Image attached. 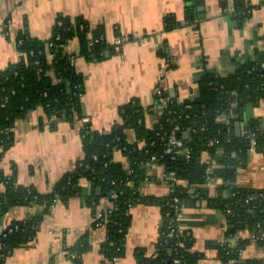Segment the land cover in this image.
I'll list each match as a JSON object with an SVG mask.
<instances>
[{"label":"crops","instance_id":"obj_1","mask_svg":"<svg viewBox=\"0 0 264 264\" xmlns=\"http://www.w3.org/2000/svg\"><path fill=\"white\" fill-rule=\"evenodd\" d=\"M244 4L252 7L247 15L241 14ZM190 12L201 19L190 21ZM62 17H82L92 27H100L107 43L101 59L79 55L77 37L67 47L84 76L85 117L100 131L121 123L120 108L132 102L146 109V123L153 127L160 114L154 106L158 88L181 103L194 101L205 74L229 76L254 61L257 53L264 55V0H0V70L25 59L19 48L20 35L48 40ZM233 108L223 113L220 121L236 135L245 134L256 120L264 125V98L241 114ZM44 114L39 106L16 121L15 142L0 163L19 186L40 193L52 191L84 156L83 119L75 124L59 119L52 127L41 125ZM126 133L131 143L143 145L135 129ZM257 153L251 152L254 156L246 168L251 170L238 172L237 185L264 188V158ZM114 159L130 166L120 150L114 152ZM148 168L149 177L140 185L141 192L169 196L165 166L154 163ZM80 185L81 194L60 200L45 212L33 240L16 247L3 264H106L101 243L107 228L96 226L95 213L108 209L111 200L102 197L96 212L87 202L91 182L82 179ZM219 185V179L209 181V197L220 196ZM42 210L43 206L34 202L0 211V236L14 221L33 218ZM176 216L178 227L194 238L193 251L201 255L197 264H230L220 253L222 248L235 245L234 233L221 206L189 197ZM164 223L160 205L133 206L125 252L115 264H143L139 250L147 257L156 256ZM250 232L240 231L246 238ZM263 252L261 242H250L243 248V261L259 259Z\"/></svg>","mask_w":264,"mask_h":264},{"label":"trees","instance_id":"obj_2","mask_svg":"<svg viewBox=\"0 0 264 264\" xmlns=\"http://www.w3.org/2000/svg\"><path fill=\"white\" fill-rule=\"evenodd\" d=\"M240 8L243 15L252 10L251 5L246 4ZM195 17L190 12L187 19L194 21ZM74 37L80 41L79 55L89 59L105 57L108 48L100 27H92L82 17L60 18L48 40H38L27 34L18 37L25 59L0 70V163L15 142L16 121L39 106L45 110L41 125L47 123L55 127L59 119L75 124L85 117L82 103L84 76L71 63L72 53L67 50ZM263 62L264 55L257 53L254 61L246 62L235 74L219 77L205 74L199 82V100L181 103L176 97L167 100L166 93L156 94L154 106L160 114L153 127L147 125L146 109L138 102L122 106V122L109 130H95L89 122L81 123L84 156L48 193L19 186L15 176L5 174L0 167L1 212L34 202L43 206L39 215L14 221L5 229L0 236V264L16 247L33 240L43 214L56 199L66 201L81 194L82 179L92 184L87 202L96 212L102 197L110 198L113 204L114 209L107 214V237L101 243L106 264H115L114 258L124 255L131 210L138 203L160 205L165 220L158 254L147 257L142 250L137 253L143 264H177V258L181 259L180 264H197L201 257L193 251L194 238L190 232L168 235V225L176 214V196L182 202L193 197L208 199L213 205L217 203L227 213L233 233L246 229L264 230V201L245 202L258 189L236 184L239 170L247 167L250 160L252 143L249 134L254 133L256 151L264 152V125L256 120L248 133L236 135L231 127L220 121V116L233 105V109L241 114L248 105L264 98ZM177 125L180 126L178 136L190 148L188 155H173L166 151L169 135ZM129 128L136 130L142 146L128 140L126 130ZM117 150L127 157L129 167L114 159ZM154 163L163 164L167 173L175 171L179 180L173 184L168 181L175 191L166 198L147 195L140 190V185L149 177L148 167ZM213 179L220 181V196L215 198L209 197L208 185ZM113 193L118 194L116 199L112 197ZM248 243V239H242L235 247L222 248L221 258L227 261L237 258L238 250ZM237 264H260V261L247 259Z\"/></svg>","mask_w":264,"mask_h":264},{"label":"built area","instance_id":"obj_3","mask_svg":"<svg viewBox=\"0 0 264 264\" xmlns=\"http://www.w3.org/2000/svg\"><path fill=\"white\" fill-rule=\"evenodd\" d=\"M201 18L199 17H196L194 19V22H198ZM190 22V21H189ZM98 40V39H97ZM21 42V40L19 41ZM70 61L73 65H75V61H76V56L74 54H72L70 56ZM261 66L264 68V62L261 64ZM166 93V99L169 100L171 97L167 94V92H164V90L162 88H158L156 90V94H164ZM83 122H88V118H83ZM180 130V126L177 125L170 133L169 135V147L167 148V153H171L173 155L177 154V153H185L186 155H188L190 153V148L188 146L185 145V142L183 139H181L179 136H178V131ZM248 133V131L246 132ZM249 137L251 138V143H252V146L250 148V152H254L256 151V147H255V137H254V133L252 134H249ZM168 175V181H170L172 184L173 183H176L178 182V178L176 176V172L175 171H170L169 173H167ZM175 191V189L170 186V193H173ZM234 195L236 194V192L233 193ZM118 196L117 193H113L112 194V197L114 199H116ZM254 200H261V201H264V188H261V189H258L256 190L254 193H252L251 195H249L246 199H245V202L246 203H250L251 201H254ZM58 202V200L56 199L55 200V204ZM174 202L177 206V209H176V214H175V217H172L171 218V221L168 225V235L169 236H175V235H178V234H182L186 231L180 229L177 225V213L178 211L180 210L181 208V205H182V200L176 196L174 197ZM113 204L111 202L110 206L108 207V209L106 210H100L96 213V226L100 227V226H107V214L109 212H112L113 210ZM10 231H12V228L9 229ZM189 232V231H188ZM233 239H234V242H235V246H237V244H239L241 242L242 239H248L249 240V243L250 242H256V241H259L262 243L263 247H264V230H255V231H251L249 233V236L246 238L244 236H242V234L240 233V231H237L233 234ZM117 257L114 258V261H117ZM260 261V264H264V252L262 254V256H260L259 259H257ZM175 262L177 264H180L181 263V259L180 258H177L175 259ZM228 262L230 264H237L238 262H243V248H240L238 250V254H237V258H232L230 260H228Z\"/></svg>","mask_w":264,"mask_h":264},{"label":"rangeland","instance_id":"obj_4","mask_svg":"<svg viewBox=\"0 0 264 264\" xmlns=\"http://www.w3.org/2000/svg\"><path fill=\"white\" fill-rule=\"evenodd\" d=\"M248 5V4H247ZM251 154V153H250ZM257 155H259V156H261L262 158H264V152H259V153H257ZM253 156L254 155H252L251 154V157H250V159L251 158H253ZM251 162V161H250ZM249 163V162H248ZM263 164H264V162H263ZM250 166V163L248 164V166L247 167H249ZM264 166V165H263ZM247 167H244V168H241L239 171H241L242 172V170L243 171H245V169L247 168ZM260 169V168H259ZM246 170H251V169H246ZM263 173H264V171H263ZM259 175V174H258ZM260 176V175H259Z\"/></svg>","mask_w":264,"mask_h":264},{"label":"water","instance_id":"obj_5","mask_svg":"<svg viewBox=\"0 0 264 264\" xmlns=\"http://www.w3.org/2000/svg\"><path fill=\"white\" fill-rule=\"evenodd\" d=\"M200 95H201V91H200V89H197L196 90V97H197L196 99L199 100L200 99Z\"/></svg>","mask_w":264,"mask_h":264}]
</instances>
